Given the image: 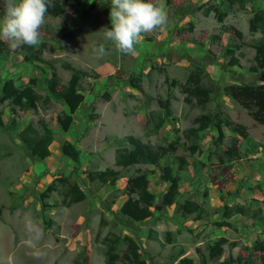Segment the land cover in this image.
<instances>
[{
    "label": "rangeland",
    "instance_id": "rangeland-1",
    "mask_svg": "<svg viewBox=\"0 0 264 264\" xmlns=\"http://www.w3.org/2000/svg\"><path fill=\"white\" fill-rule=\"evenodd\" d=\"M240 1L228 8L222 0H152L163 5L167 26L142 34L132 55L118 51L100 31L111 28V0L65 2L60 15L47 16L41 42L31 54L12 50L0 38V90L10 80L17 92L43 99L49 95L47 78L66 85L74 70L80 72L83 97L64 132L56 116L68 111L51 98L17 117L0 101V264H104L105 244L114 237L119 242L113 264H122L125 237L136 242L146 264H178L181 259L199 264V254L206 257L207 247L218 240L224 244L220 260L257 257L254 243L264 250V123H255L223 92L230 85H264V48L262 53L255 48L259 39L264 43V35L251 22L264 20V0ZM0 11L2 18L3 0ZM100 44L107 55L94 52ZM231 57L237 59L234 67L227 65ZM190 74L216 90L203 108L182 92ZM130 80L139 89L131 88ZM162 106L169 118L156 131ZM208 111L244 127L246 141L222 125L220 138L213 125L194 138L185 133L195 117ZM38 118L51 132L49 156L41 160L31 158L19 139L26 126L35 128ZM129 135L152 147L172 143L174 150L161 166L169 164L175 171L176 158L186 162L169 206L162 205L167 184L160 168L114 167V149ZM65 141L79 152L77 163L61 154ZM104 169L117 172L113 185L89 179V173ZM137 171L146 175L153 201L151 217L132 224L119 207L126 200L125 182ZM73 184L83 199L67 204ZM186 200L201 213L182 216L179 206ZM236 206L250 216L224 218L223 210Z\"/></svg>",
    "mask_w": 264,
    "mask_h": 264
},
{
    "label": "trees",
    "instance_id": "trees-1",
    "mask_svg": "<svg viewBox=\"0 0 264 264\" xmlns=\"http://www.w3.org/2000/svg\"><path fill=\"white\" fill-rule=\"evenodd\" d=\"M73 0H54V6L48 9V16L56 17L60 15L63 11V4L65 2H72ZM164 3L168 4L170 0H163ZM225 2L226 6L230 8L232 4H240V0H222ZM77 3V2H74ZM1 16V11H0ZM252 24L256 25L262 35H264V20L260 23L252 19ZM264 43L262 39H259L257 46L255 48L258 52H263ZM26 53H32V47L24 46L21 49ZM226 52L230 53V49ZM3 52L0 50V56H3ZM27 60V57H23ZM38 58V57H36ZM237 59L231 57L227 63L228 67L236 66ZM70 69V68H69ZM79 71H72V74L67 81L66 85H60L56 77H49L45 80L46 89L48 96L41 99L34 92H17L15 84L8 80L3 83L0 90V101L6 102L9 111L13 117H17L19 112L24 110H30L34 112L38 103L42 102L47 105L49 98L56 102L64 105L68 111V114L60 113L56 116V124L61 131H66L71 124V114L76 110L77 106L82 102L83 97L78 92V81H79ZM34 80H30L32 84ZM189 83L192 84V88H188ZM130 87L139 89L138 86L131 80L128 83ZM186 86L182 88V92L188 96H193L195 99V105L203 108L209 102V96L214 95L216 90L209 87H204L202 84L198 83V79L190 74L186 80ZM225 95L229 96L234 100L242 109H244L247 114L252 118L255 123H264V85L260 86H247V85H230L223 88ZM186 103H190V100L185 99ZM162 116L154 124V128L157 131L161 125L169 118V112L167 107L162 106ZM164 108V111H163ZM216 121V123H213ZM149 123V119L145 120V124ZM213 125L221 136V125L233 134L239 136L242 140L246 141L247 134L244 127L238 124H233L226 121L224 118L220 117V114H213L208 111L195 117L192 121V127L187 129V133L191 137H195L197 132H200ZM1 126V122H0ZM29 134L34 135L31 138ZM20 141L24 144L25 148L28 150L29 156L31 158L44 159L49 156V145L51 142V132L47 128L44 119L38 118L35 124V128L31 125L26 126L19 136ZM264 148V147H262ZM192 151L193 147H189ZM174 150V145L172 143L168 144L167 147L157 146L152 147L148 143L141 142L135 136H126L119 145L114 149L113 152V165L119 169H126L133 166H151L153 168H160L161 171V181L167 184L166 193L162 199V205L169 206L173 199L178 195L177 183L180 179V173L186 169V162L182 158H176V163H174L177 169L172 171L170 165L161 166V161ZM60 152L63 156L68 158L73 163L78 162L79 152L74 148V146L67 141L63 142L60 146ZM138 173L132 178H127L125 186L123 188V195L126 200L119 207V213L127 218V221L132 224H141L143 221L151 217V212L149 208L151 207L153 201V195L148 192L147 186L148 181L144 173ZM117 172L111 169H104L103 171H97L89 173L88 177L90 180H96L100 183H107L113 185L117 179ZM68 201L67 204H73L80 202L83 199V193L73 184L67 191ZM179 211L182 216L186 217L193 213L200 214L201 208L192 201H184L179 206ZM224 218H229L232 215H239L243 217H249L250 214L247 210L243 209L241 206H236L232 210L225 212L223 210ZM226 226H228V223ZM224 226L223 223L218 225V228ZM134 230L135 225H132ZM106 240V239H105ZM107 241V240H106ZM125 242V251L121 256L122 264H146L145 260L141 258V253L136 245V242L130 238L125 237L123 239ZM169 238H166V242H169ZM105 244V260L104 264H113L117 260V255L115 254L116 247L119 242L118 237H114L107 241ZM223 241L218 240L213 245L207 247L206 257L203 254H199V264H206V260L214 261L215 264H264V250L259 244L253 246V250H257L259 255L257 257H251L247 255L245 257L236 256L232 257L228 255L227 257L220 260L223 253ZM178 264H194L191 259H181Z\"/></svg>",
    "mask_w": 264,
    "mask_h": 264
},
{
    "label": "clouds",
    "instance_id": "clouds-1",
    "mask_svg": "<svg viewBox=\"0 0 264 264\" xmlns=\"http://www.w3.org/2000/svg\"><path fill=\"white\" fill-rule=\"evenodd\" d=\"M54 0H3L4 15L0 18V38L7 40L12 50L40 44V29L49 15ZM111 28H102L105 40L113 42L123 54H135V45L144 33L167 26V14L162 4L152 0H111ZM100 56L107 55L104 44L95 47Z\"/></svg>",
    "mask_w": 264,
    "mask_h": 264
}]
</instances>
